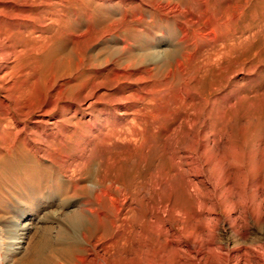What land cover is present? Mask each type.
Wrapping results in <instances>:
<instances>
[{"label": "rangeland", "instance_id": "obj_1", "mask_svg": "<svg viewBox=\"0 0 264 264\" xmlns=\"http://www.w3.org/2000/svg\"><path fill=\"white\" fill-rule=\"evenodd\" d=\"M0 31L33 37L34 55H40V67L31 61L19 72L16 81L27 95L21 105L9 101V115L18 119L5 138L33 148V157L28 155V163L21 160L20 168L33 172L34 180H22L25 184L20 179V186L34 197L3 201L0 184V215L8 219L22 204L33 221L50 216L58 201L85 200L86 187L94 184L88 169L99 165L103 170L112 155L120 181L126 167L137 162L145 199L153 206L168 202L185 214L168 213L162 224L167 242L161 264H224V254L231 263L257 264L264 223L238 219L232 234L226 220L215 219L218 209L206 213L185 196L187 180L199 179L196 170H189L199 133L209 138L210 154L231 153L229 160L239 172L233 179L237 190L247 178L264 187V0H0ZM155 50H162V58L153 60ZM41 105L49 108L48 115L42 116ZM36 118L53 124L33 125ZM109 131L114 133L107 136ZM86 158L89 162L80 169L70 165ZM17 164L5 167L15 173L13 181L22 170ZM218 170L211 180L219 177ZM39 176L46 183L35 179ZM34 185L40 195L31 194ZM199 189L204 193L209 185ZM256 190L249 193L254 196ZM238 212H228V219ZM87 215L84 237L79 236L83 250L76 252L80 260L72 264H96L95 251L101 253L97 236L109 234L110 225L94 213ZM181 217L189 229L208 227L197 240L203 249L198 256L176 247L171 236ZM40 224L29 230L26 244L41 233ZM155 230L154 225L146 229L143 246L132 252L161 249ZM134 255L131 261L118 255L113 264H141Z\"/></svg>", "mask_w": 264, "mask_h": 264}, {"label": "bare ground", "instance_id": "obj_2", "mask_svg": "<svg viewBox=\"0 0 264 264\" xmlns=\"http://www.w3.org/2000/svg\"><path fill=\"white\" fill-rule=\"evenodd\" d=\"M19 36L20 37H14L11 31H0V69L1 67H6L0 72V184L3 188L1 196L3 201L13 200L15 202L20 201L23 196L29 198L34 197L33 195L28 196L26 192L22 190L24 187L22 186L23 188H21L20 186L23 181L32 182L34 180V175H32L33 172H28V169L26 170L23 167L20 168L22 166L21 164H23L21 163V160L27 161V158L29 157L28 155L33 148L30 150V145H26L27 143L24 144L23 142L20 143L16 141V139H14V141L11 140V142L7 141L8 139H5L6 135L10 133V123L13 122V120L18 119H16L17 116L13 113L9 115V111L12 110V107L9 106L8 103L9 101H13L19 104V102L23 101L26 89H22V87L18 85V82L16 81L17 77L21 68L27 67L31 61H33L34 64L37 63V56L40 57V55H34L36 51V45L32 42V40L35 42L34 38L29 36L23 37L21 34ZM18 43L21 46L20 49H17ZM153 53V60L162 58L163 56L162 50H155ZM8 79H12V84H10L13 93H10L12 90L10 85L7 86V83L10 82ZM2 80L4 83H2ZM43 102L46 103L45 101ZM48 102L47 105L50 104L51 100L49 99ZM41 107L40 113L42 116L48 115L46 113H49V108ZM122 113L124 112H118V114ZM32 120L31 123L33 125H43L48 127L53 124L51 121L43 118ZM222 129V126L218 127V131ZM211 130H215V128L212 126L210 131ZM113 133L114 131H109L106 135L108 136ZM203 134L204 133L200 135L199 133L194 135L195 145L193 147V152H191L189 157L192 161L193 167L191 168V165L190 167L188 165V167L190 171L196 170L198 172L199 179L196 181L192 179L187 180V196H185V198L187 200H193L199 209L204 207L206 213L210 214L213 209H218L219 211L215 214V219L220 222L226 220L228 230L232 234L236 233L235 228L238 219H244L248 224L264 223V187H258L257 182L253 181V179L247 178L243 183L242 188L237 190L236 187H234L235 180L233 181V179L239 172L237 167H235L229 160L230 158L232 159L231 153L229 156L228 152H225V150L220 148L221 150L218 153L214 155L210 154L211 146L209 142H207L208 137ZM214 145L218 146V144L216 145L215 143ZM36 155L38 156V154ZM31 156L33 157V155ZM31 156L30 158H32ZM19 162V167L16 168L22 170L20 173L17 170H14V172L17 171L18 174H20L19 178L17 177L19 180L13 181L11 177L15 173L11 175L12 172H7V169L11 163H13V166H18L17 163ZM23 162L25 163V161ZM88 162L89 159L86 158L81 163L76 162L75 164L72 163L70 165L76 169H80L81 165L84 166ZM115 163L113 156L108 155L103 170L99 169V165L94 168L89 167L91 169H88L89 175L94 179V184L86 187L87 198L76 203L71 201L60 203V201H58L57 208L51 211L50 216L45 218H33L34 220L32 221L26 210L22 208V204H18L14 208L15 214L8 219H5L0 215V264H72L75 258L79 259L76 252L83 250L79 242V236L81 238L84 237L82 228L84 227V220L89 219V217L87 218V214L89 213H94V215L97 216L96 218H98V221L102 220L104 224L110 225L108 235L100 234L97 236V240L100 241L101 253L95 251L94 255L96 261H94L96 264H113L115 257L118 255H124L127 261H131L133 259L132 257H135V253L138 254L139 263L141 264H161V262L164 261L165 249L163 244L164 241L167 242V237L165 238L164 234L166 229H162V224L165 223L168 213L176 215L180 213L181 215L185 214L179 210L175 211L169 208L171 204L168 202L165 203L157 200L158 202L153 206V204H150V202L145 199V194L141 193V190L144 188L142 184L143 182L141 183V180H138L137 178L139 173L137 162H130L131 164L126 167V173L124 174L125 179L123 181L119 180L115 170H113ZM5 167H7L6 170ZM13 169H15V167H13ZM215 169L220 170V175L217 179L211 180L214 179L213 171ZM81 177L82 176H80V178ZM20 179L23 181L21 182ZM35 179L41 180L42 182H45L46 180L43 176H39ZM39 183L41 184V182ZM56 183H58L57 188H60L61 183L59 181L57 182V179ZM124 183H126V186L123 185ZM205 183L209 185V189L202 193L203 191L200 192L199 188L200 185L205 186ZM36 185H34L35 188L41 186L39 184ZM38 187L35 191H31V194L34 193L40 195L37 191L39 189ZM252 188H257L254 196L249 193ZM155 192L156 190L154 193ZM148 194H146V196ZM259 196H263V198H260ZM236 210L239 211V214L228 219L227 213L232 212L234 214ZM94 217L92 218L94 219ZM183 218L181 217L180 219H177L180 222V226L177 228L176 225V228L171 232V236L178 243L176 247L178 246V248L190 250L194 256H198L201 251L200 249L202 248L199 247V241L197 242V240L199 237L206 235L205 232L208 227H206L207 225H195L193 228L191 227L192 229H189L190 227L188 224H185L188 222L186 221L184 223L185 220ZM37 224H40L39 229H41V233H39L33 243L26 244V237L29 230L33 227L37 228ZM153 225L156 229L155 234L162 238L159 243L162 248L152 252V254L142 250H140V252L133 250L132 252V248H135L136 245L143 246L142 241L140 242V240L146 239L145 230L152 228ZM105 226L106 225H104V227ZM206 239L207 238L205 237V240ZM205 246L211 249L210 247L213 245L206 243ZM224 260V264H235L231 263L233 260L230 259L229 254H224ZM256 263L264 264V244L259 247Z\"/></svg>", "mask_w": 264, "mask_h": 264}]
</instances>
